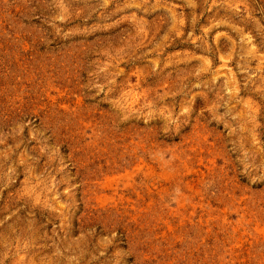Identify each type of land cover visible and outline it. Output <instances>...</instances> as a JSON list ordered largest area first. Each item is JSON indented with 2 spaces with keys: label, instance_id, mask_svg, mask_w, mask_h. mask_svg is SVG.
I'll return each instance as SVG.
<instances>
[{
  "label": "rangeland",
  "instance_id": "rangeland-1",
  "mask_svg": "<svg viewBox=\"0 0 264 264\" xmlns=\"http://www.w3.org/2000/svg\"><path fill=\"white\" fill-rule=\"evenodd\" d=\"M0 264H264V0H0Z\"/></svg>",
  "mask_w": 264,
  "mask_h": 264
}]
</instances>
